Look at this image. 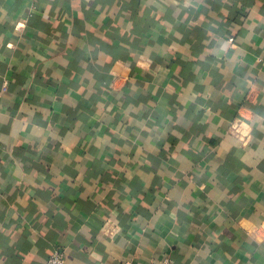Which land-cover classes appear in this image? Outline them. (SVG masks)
Instances as JSON below:
<instances>
[{
	"label": "crops",
	"instance_id": "crops-1",
	"mask_svg": "<svg viewBox=\"0 0 264 264\" xmlns=\"http://www.w3.org/2000/svg\"><path fill=\"white\" fill-rule=\"evenodd\" d=\"M55 248L264 264V0H0V264Z\"/></svg>",
	"mask_w": 264,
	"mask_h": 264
},
{
	"label": "built area",
	"instance_id": "built-area-1",
	"mask_svg": "<svg viewBox=\"0 0 264 264\" xmlns=\"http://www.w3.org/2000/svg\"><path fill=\"white\" fill-rule=\"evenodd\" d=\"M229 41H232V38H229ZM44 264H66L64 252L58 248H55L48 255ZM123 264H130V262L125 261ZM158 264H172L171 260L168 257H164Z\"/></svg>",
	"mask_w": 264,
	"mask_h": 264
}]
</instances>
